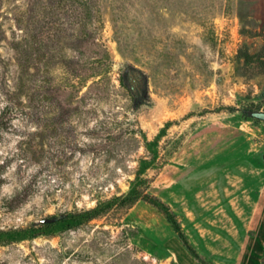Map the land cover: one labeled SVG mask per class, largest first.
Wrapping results in <instances>:
<instances>
[{"label":"rangeland","instance_id":"374dc122","mask_svg":"<svg viewBox=\"0 0 264 264\" xmlns=\"http://www.w3.org/2000/svg\"><path fill=\"white\" fill-rule=\"evenodd\" d=\"M86 2L0 0V230L134 188L168 205L182 235L148 201L116 202L0 243V264H264L260 217L238 240L234 225L203 239L190 223L206 211L193 170L226 169L228 199L264 206V121L249 115L264 112V67L243 57L264 60V0H97L90 14ZM100 59L108 73L89 77ZM209 191L218 218L223 195Z\"/></svg>","mask_w":264,"mask_h":264},{"label":"trees","instance_id":"16d2710c","mask_svg":"<svg viewBox=\"0 0 264 264\" xmlns=\"http://www.w3.org/2000/svg\"><path fill=\"white\" fill-rule=\"evenodd\" d=\"M96 2L97 0H87L85 6L89 14L91 13V9L94 7V4ZM82 42L86 43L88 46L95 45L96 40L94 38V32L87 31L85 33V36L81 40V43ZM104 54L107 55V51H104ZM243 57L246 66L252 65L253 63H257V65H262V67H264V60L261 59V53L250 54L248 52H245L243 54ZM101 59L92 62V64H89L88 69L91 71L89 77L95 76V74L93 73H96L98 71L100 73L98 75L100 76L108 73V68L106 64H104V66L100 68L98 62H100ZM139 199L148 201L161 212H163L167 220L173 226V228L182 235L180 225L171 210L169 209L168 205H166L163 201L158 198L148 196L147 194H143L142 192L132 188L127 194L122 195L120 197H114L105 202H101L97 206L90 209L76 210L71 212H64L58 215H51L38 225H31L22 229L0 230V243H11L14 241L34 238L38 235H53L60 231L72 229L98 217L102 213L106 212L108 209H111V207L116 202L121 205L131 206Z\"/></svg>","mask_w":264,"mask_h":264},{"label":"crops","instance_id":"0c3cea01","mask_svg":"<svg viewBox=\"0 0 264 264\" xmlns=\"http://www.w3.org/2000/svg\"><path fill=\"white\" fill-rule=\"evenodd\" d=\"M197 170H193V175L191 176L192 181V190H191V201L194 203V207L198 209H205V212L200 213L201 215V221L197 222H190L191 225L196 230L197 235H199L200 238L205 239V236H210L211 232L213 231V227H218L220 229L221 234H228V231L225 226H232L234 225L236 227V235L232 236L231 239L238 240L240 239L241 234L243 231L247 232L248 228L245 227V225L252 220H254L256 217H260V219L264 220V206L263 204H256L252 202H247V206L241 203H235L232 202L227 197V189H228V183L232 181L233 174H231L226 169H220V170H210L207 168V170H201L198 173ZM185 178L188 179V176L181 178L182 185L185 181ZM211 188V189H210ZM213 192L214 190H217L220 194L223 195V199L221 202V205L217 208L219 209L217 212L219 213V217L214 215L213 210L216 208V206H212V204L209 203V200L206 199V194L208 192ZM251 205V206H250ZM251 207L250 214H247L248 211H245L246 208ZM259 212V214L256 212ZM212 214V215H210ZM259 215V216H258ZM190 219V218H189ZM217 219V220H216ZM246 219H249L246 221ZM251 219V220H250ZM183 221L185 219L183 218ZM219 224H218V223ZM183 224H186V222ZM207 224V225H206ZM212 225L213 227H210ZM229 235V234H228ZM259 238L263 239L262 236H259Z\"/></svg>","mask_w":264,"mask_h":264},{"label":"water","instance_id":"95a60500","mask_svg":"<svg viewBox=\"0 0 264 264\" xmlns=\"http://www.w3.org/2000/svg\"><path fill=\"white\" fill-rule=\"evenodd\" d=\"M249 115L254 117V118H257V119L264 121V112L263 111H249Z\"/></svg>","mask_w":264,"mask_h":264}]
</instances>
